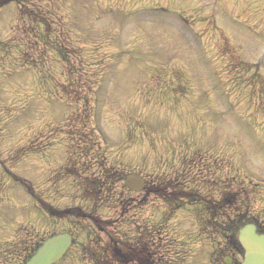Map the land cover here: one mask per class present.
I'll return each instance as SVG.
<instances>
[{
  "label": "rangeland",
  "instance_id": "1",
  "mask_svg": "<svg viewBox=\"0 0 264 264\" xmlns=\"http://www.w3.org/2000/svg\"><path fill=\"white\" fill-rule=\"evenodd\" d=\"M238 215L264 231V0H0V264L62 231L53 264L238 262Z\"/></svg>",
  "mask_w": 264,
  "mask_h": 264
},
{
  "label": "water",
  "instance_id": "2",
  "mask_svg": "<svg viewBox=\"0 0 264 264\" xmlns=\"http://www.w3.org/2000/svg\"><path fill=\"white\" fill-rule=\"evenodd\" d=\"M124 184L130 190L138 191L143 186L142 178L136 173L124 177ZM236 239L244 254L240 264H264V234L255 231L251 222L244 224L237 232ZM71 237L68 233L57 234L44 240L25 264H52L68 248Z\"/></svg>",
  "mask_w": 264,
  "mask_h": 264
},
{
  "label": "flooded vegetation",
  "instance_id": "3",
  "mask_svg": "<svg viewBox=\"0 0 264 264\" xmlns=\"http://www.w3.org/2000/svg\"><path fill=\"white\" fill-rule=\"evenodd\" d=\"M167 184H168V182H167ZM167 186H170V185H167ZM144 189H146L147 190V184H146V182H145V186L143 187V190ZM153 189V188H152ZM152 189H150V187H149V189L148 190H152ZM179 191V190H178ZM178 194H183V195H185L186 193H185V190L184 191H179L178 192ZM170 196H176V193L175 192H172V193H170L169 194ZM191 195V194H190ZM49 214H51V215H57V216H61L62 214H64V213H67L68 214V210H66V211H62V212H59V211H56L55 209H51V208H49ZM231 230H229V231H227V229H225V231H227V233H229V235H227V237H226V248L228 249V250H234L235 252H237L238 254H239V258H241L242 257V249H241V247H240V245H239V243L236 241V238H235V232L233 231V228H230ZM262 229H260V228H257V231H261ZM62 232H68V231H62ZM68 233H70V232H68ZM71 234V233H70ZM72 236V235H71ZM72 239H73V237H72ZM42 242V241H41ZM41 242L40 243H38V244H36L35 246H38L39 244H41ZM35 248V247H34ZM136 254V251L135 252H133V255H131V257H129V256H126V257H128L129 259H131V260H133V259H136V260H138L139 259V257L137 256V255H135ZM226 258H227V261H228V264H236L235 263V259L233 260V259H231V257L230 256H226ZM26 260V259H25Z\"/></svg>",
  "mask_w": 264,
  "mask_h": 264
},
{
  "label": "trees",
  "instance_id": "4",
  "mask_svg": "<svg viewBox=\"0 0 264 264\" xmlns=\"http://www.w3.org/2000/svg\"><path fill=\"white\" fill-rule=\"evenodd\" d=\"M164 185H167V184H164ZM222 199H224V197H222L221 200H222ZM233 199H234V201H235V198H233ZM233 199H232V200H233ZM230 201H231V198H230ZM243 216H244V215H243ZM243 216L238 215V216L236 217L237 219L234 220V225H233V226L231 225V227H233V231H234V232H235L236 229H237V228H238V227L244 222V221L242 220V217H243ZM125 252L127 253L128 256L130 255L129 257H131V255H133V250H132L131 247H130V248H127V247H126L124 253H125ZM125 255H126V254H125ZM125 255L123 256V258H128V257H126ZM128 259H129V258H128ZM122 261H123V260H122Z\"/></svg>",
  "mask_w": 264,
  "mask_h": 264
}]
</instances>
